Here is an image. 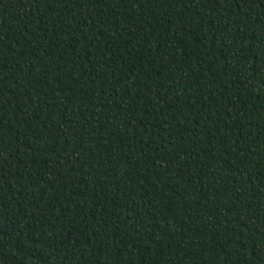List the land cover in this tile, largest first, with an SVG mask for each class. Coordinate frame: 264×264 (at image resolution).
Wrapping results in <instances>:
<instances>
[{"label": "trees", "instance_id": "1", "mask_svg": "<svg viewBox=\"0 0 264 264\" xmlns=\"http://www.w3.org/2000/svg\"><path fill=\"white\" fill-rule=\"evenodd\" d=\"M0 264H264V0H0Z\"/></svg>", "mask_w": 264, "mask_h": 264}]
</instances>
